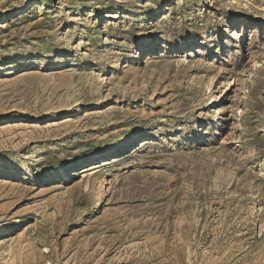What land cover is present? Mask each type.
<instances>
[{
    "label": "rangeland",
    "instance_id": "374dc122",
    "mask_svg": "<svg viewBox=\"0 0 264 264\" xmlns=\"http://www.w3.org/2000/svg\"><path fill=\"white\" fill-rule=\"evenodd\" d=\"M0 264H264V0H0Z\"/></svg>",
    "mask_w": 264,
    "mask_h": 264
},
{
    "label": "bare ground",
    "instance_id": "6f19581e",
    "mask_svg": "<svg viewBox=\"0 0 264 264\" xmlns=\"http://www.w3.org/2000/svg\"><path fill=\"white\" fill-rule=\"evenodd\" d=\"M20 7H13V8H10L9 10H5V11H3V10H1V15H3V16H6V12H14V11H16L17 9H19ZM59 50H65V49H63V48H60ZM116 144V142H114V143H111V144H109V145H106V147L107 148H112L113 147V145H115ZM61 171H63V168H61Z\"/></svg>",
    "mask_w": 264,
    "mask_h": 264
}]
</instances>
